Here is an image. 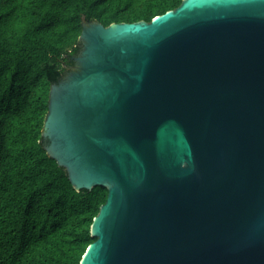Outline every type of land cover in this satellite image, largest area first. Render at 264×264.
I'll list each match as a JSON object with an SVG mask.
<instances>
[{
    "label": "water",
    "instance_id": "1",
    "mask_svg": "<svg viewBox=\"0 0 264 264\" xmlns=\"http://www.w3.org/2000/svg\"><path fill=\"white\" fill-rule=\"evenodd\" d=\"M41 137L107 198L79 264H264V0L81 21Z\"/></svg>",
    "mask_w": 264,
    "mask_h": 264
},
{
    "label": "trees",
    "instance_id": "2",
    "mask_svg": "<svg viewBox=\"0 0 264 264\" xmlns=\"http://www.w3.org/2000/svg\"><path fill=\"white\" fill-rule=\"evenodd\" d=\"M182 0H0V264H79L104 187L76 191L41 137L81 21L150 22Z\"/></svg>",
    "mask_w": 264,
    "mask_h": 264
}]
</instances>
